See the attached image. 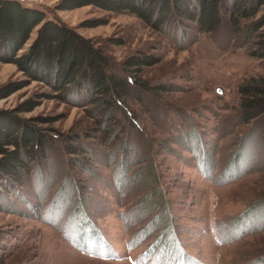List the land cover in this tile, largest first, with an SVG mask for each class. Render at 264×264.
Instances as JSON below:
<instances>
[{
	"label": "rangeland",
	"instance_id": "374dc122",
	"mask_svg": "<svg viewBox=\"0 0 264 264\" xmlns=\"http://www.w3.org/2000/svg\"><path fill=\"white\" fill-rule=\"evenodd\" d=\"M21 1L93 38L138 81L113 127L0 60V88L25 84L0 110L33 103L18 116L52 141L22 188H0V264H264V114L243 120L239 93L264 78L252 41L227 25L157 30L129 12ZM148 54L159 61L122 65Z\"/></svg>",
	"mask_w": 264,
	"mask_h": 264
},
{
	"label": "trees",
	"instance_id": "16d2710c",
	"mask_svg": "<svg viewBox=\"0 0 264 264\" xmlns=\"http://www.w3.org/2000/svg\"><path fill=\"white\" fill-rule=\"evenodd\" d=\"M55 5L60 10L94 5L129 12L157 30L196 25L200 32L210 33L227 25L234 37L245 34V42L252 41L253 57L264 59V0H59ZM259 12L262 15L256 18ZM251 19L254 21H243ZM35 29L36 38L20 53ZM158 59L152 54L133 55L122 65L135 71ZM0 60L15 63L31 80L50 85L71 105H92L113 127L120 121L116 111L133 97V85L138 81L135 74L117 73L93 38L21 0H0ZM23 87L24 83L9 82L0 88V96ZM239 93L243 120L249 122L264 114V78L243 83ZM34 107L29 102L17 110H0V188H22L34 164L48 156L52 141L45 130L18 116V111Z\"/></svg>",
	"mask_w": 264,
	"mask_h": 264
}]
</instances>
